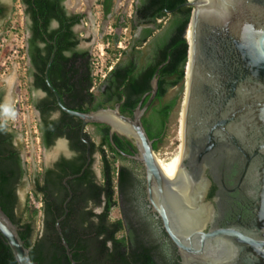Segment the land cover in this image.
Returning a JSON list of instances; mask_svg holds the SVG:
<instances>
[{"label": "trees", "instance_id": "obj_1", "mask_svg": "<svg viewBox=\"0 0 264 264\" xmlns=\"http://www.w3.org/2000/svg\"><path fill=\"white\" fill-rule=\"evenodd\" d=\"M19 1L25 7L24 16L30 33L26 49L31 63L28 73L34 80L33 89L46 94L41 101L32 102L41 117L38 123L41 146L50 149L59 139H66L71 149L79 154L76 159L80 163L68 162L57 169L39 172L35 177L33 198H28L24 213L18 215V189L27 171L22 151L14 144L17 129L2 119L0 104V208L19 228V236L30 250L33 264H72L57 231V222L65 215L64 205L69 197L64 179L81 173L86 164V145L81 136L82 121L59 109L54 94L46 84L45 72L50 58L56 49L49 69L52 86L66 108L82 113L97 111L107 103L124 100L121 113L132 116L144 96L142 106L148 102L152 91L151 81L162 66L158 71V91L152 103H158L153 107V112L156 114L157 130L162 132L177 102L174 99L164 104L163 100L169 90L182 85L186 77L189 43L185 33L191 22L193 7L187 5L188 0H136L131 17L115 15L112 22L115 32L107 35L104 42H110L111 48L107 49V53L112 55L110 61H119L115 62L113 70L101 83L106 91L103 101H98L92 91V56L89 50L79 49L80 39L74 32L85 16L70 15L64 6L65 0ZM98 5L106 19L115 9V0H99ZM159 21L167 22L164 25ZM53 23L58 26L52 28ZM140 28L141 34L138 38L135 35L132 45L142 48L149 46L150 53L144 67L138 70L134 63L128 65L121 59L133 53L142 55L144 49L133 52L118 49V30L135 33ZM55 113H59V116L52 120L50 117ZM108 131V126H101V180L97 181L90 165L83 175L67 183L72 197L67 204L66 217L59 224L62 234L76 264H154L148 245L149 239H152L149 223L141 212L132 208L133 217L124 212L117 219L110 217L115 208L119 209L122 195L135 189L130 170L118 165L123 159L119 150L130 154V150L135 148L114 135L115 148L111 145ZM147 132L150 138L159 135L150 129ZM83 136L91 140L90 134ZM91 146L93 154L96 147L93 143ZM157 149L154 145V150ZM109 152L112 156H109ZM40 214L43 215V230L35 237L34 222ZM0 264H18L1 234Z\"/></svg>", "mask_w": 264, "mask_h": 264}, {"label": "water", "instance_id": "obj_2", "mask_svg": "<svg viewBox=\"0 0 264 264\" xmlns=\"http://www.w3.org/2000/svg\"><path fill=\"white\" fill-rule=\"evenodd\" d=\"M187 5L193 12L184 135L187 139L189 134L204 135L208 143L223 151V156L229 155L230 164L239 160L225 188L228 193L239 191L232 220L203 233L210 211L197 203L199 194L191 196L182 172L188 147L171 170L159 167L142 117L156 97L162 66L152 79L150 99L144 107L142 103L138 106L133 118L122 115L119 108L90 113L66 108L49 80L56 49L47 65L45 81L59 109L82 121V133L88 125L100 123L134 142L138 155L128 157L144 164L148 200L185 264H264V0H188ZM87 156L81 173L65 180L68 189L67 181L83 175L89 166V151ZM71 197L69 189L65 215L57 222V231L71 263L76 264L59 225ZM0 234L18 264H33L19 228L1 208Z\"/></svg>", "mask_w": 264, "mask_h": 264}, {"label": "flooded vegetation", "instance_id": "obj_3", "mask_svg": "<svg viewBox=\"0 0 264 264\" xmlns=\"http://www.w3.org/2000/svg\"><path fill=\"white\" fill-rule=\"evenodd\" d=\"M116 1L117 0H115V6H116ZM15 2H16V0H0V24L9 21L11 14H13L14 10H15ZM98 2H99V0H90L89 4L90 3L91 4L89 6V9L91 11L90 16L94 18L95 23L98 26L97 27L98 38H100V36H102L104 29L108 27L109 23L113 22L115 15H118V13H121L122 10L120 9V10L115 11V9H114L113 13L110 14L106 19H104L103 14H102V8L100 5H98ZM64 6L70 15H75L74 12L70 13L68 11L65 3H64ZM23 8L25 10V7H23ZM96 9H99V11H97ZM132 14H133V12H132ZM132 14H131V16H132ZM82 22H83V20H82ZM82 22H81V24H82ZM159 22H162V21H159ZM166 22L167 21H163L162 23L164 25H166ZM80 25H78V26H80ZM57 26H58L57 23L52 24V28H56ZM118 31H120V30H118ZM141 31H142L141 28L137 31V34H136L137 38L140 36ZM74 32L77 34L78 38L81 39V36L78 34L76 28H74ZM114 32L112 34H114ZM27 34H28V37H27V40H28V38L30 36V33L28 32V30H27ZM185 35H186V33H185ZM91 36H93V33L91 34ZM84 40L85 39L80 40L79 49L89 50L90 54L92 56L93 52H91V49L89 47H85V46L81 45L82 41H84ZM26 49H27V47H26ZM141 49H144V51H143L144 53L142 55H138L136 53H133V55H127V56L122 57L121 61H123L125 64H128V65L134 63L136 65V68H138V70L141 69L142 67H144V65L147 62V56L150 53V47L148 46L146 48H142V47H135L134 45H132V46H130V48L128 50L129 52H133V50H141ZM26 59H27V64L29 62V66H28V70H29V68H31V63H30V60L27 57V55H26ZM189 60H190V57L188 56V61L186 63V66H187ZM186 66H185V70H186ZM187 85H188V82H187ZM185 86H186V77H185V80H184L182 85H178L177 87L170 89L167 96L164 98V100H163L164 104L167 102H171L174 99H176L177 102H176V106L174 107L170 117L168 118V121L165 125V129L162 132H158L159 129L157 127L156 114H154V112H153V107L157 106V104H158V103H155L152 105L155 98L153 99L152 103L150 104L151 108L149 106L150 109L148 108L142 117V124H143L146 132H147V129H150L152 132H154V134H156V135L159 134V135L155 136L154 138H150V136L147 132L150 140L153 142V148H154V145H156L158 147V149L154 150V152H156L160 149L161 144H163V142L167 136V132H168L169 125L171 122V118H172L176 108L178 107V103L180 101L181 89L183 90V93H184L185 92ZM15 88L12 91L16 94ZM105 89L106 88L104 86H102V84H101V86L96 90L95 96H96L98 101H103V93L106 91ZM172 91H179V92H178V94L170 97V92H172ZM186 91H187V88H186ZM13 92L10 91V92H8V95L5 96V93L3 92V90L0 89V104L2 106V108H1L2 115H3V112L5 110H7L12 105V102H15V100H16ZM151 95H152V91H151ZM45 97H46V94H45ZM145 97L146 96H144L142 98L141 103L145 100ZM37 102H39V101H37ZM183 102H184V97H183ZM123 103H124V100L121 102H118V103H107L104 105V108H102V109L119 108V111L121 113V108H122ZM142 107H144V106H142ZM182 110H183V107H182ZM122 115L129 117V118H133L134 113L132 116L125 115V114H122ZM58 116H59V113H55V114H52L50 118L53 120V119L57 118ZM5 121L9 124V121H7V120H5ZM40 121H41V117L39 114V122ZM98 125H99V127H98ZM103 125H105V124L96 123V124H90L87 126V128L85 129V133L90 134V136H91L90 141L87 139H84L83 135L85 133H82V126H81L82 141L86 145V153H85L86 154L85 155L86 164L88 162V156H87L88 151L91 155V162L87 168H89L91 165V169L94 170V172L96 174L97 181L101 180L102 174H101V169H99V172H98L94 168V162H95V155L99 154L100 165H101V154L99 151V149H100L99 147H100L102 140H103V137L100 133V128ZM105 126L109 127V131H108L109 136L108 137L110 139L112 146H114V147L116 146L114 141H113V137H114V135H117L123 141L131 143L135 148V150H130L132 152L130 154H127V153L119 150L120 155L122 156L123 159L119 161L118 165L127 167L130 170L132 176L134 177V182H135L134 183L135 189L130 190L128 193L125 192L121 197V200L119 203V209H118L120 217H122V215H121L122 212H124V214L129 213L130 214L129 217L130 216L133 217L134 213L132 211V208H136L139 213L141 212V215L149 223L148 226L150 229V234H151L152 239L151 240L149 239L150 243L148 245L150 247L149 251L151 253V259H152V262L154 264H185L184 259L181 257V255L179 253V249L177 248L175 243L172 241V239L170 238V236L166 232L161 218L159 217V215L156 212L153 211V208H152V206L148 200V187H147L146 169H145L144 164L141 161H138L135 159H130L128 157V156H137L138 155V150H137L134 142L131 139H129L123 135H120L118 133L113 134L111 127L109 125H105ZM183 136H184L182 138V141L184 139L183 146H184V149L186 148V151H187V147H188V153L186 154V156L184 157V160L182 161V172L184 173L185 176H187L186 178L188 179V183L190 184V187H191V189H190L191 196L194 197L195 193H197V195L199 194V198H198L197 203L201 206H205L210 211V213L208 215V222L209 223H207L205 225V228L203 229V233H207L215 225H222L226 220L230 221L233 218V216L231 215L232 212L234 213L233 204L238 201V199L235 198V196L237 193H239V191H237L236 193L235 192L228 193L225 191V188L227 187L226 182L230 177L229 174L232 172V168L236 169V167L238 166L239 160L236 159L234 164L233 163L230 164L229 155L223 156V154H222L223 151L220 150L219 147H217V148L213 147V144L211 142L208 143V140L204 137V135L198 136L195 134L194 135L189 134V136H188L189 139H187V137H185L184 131H183ZM60 140L61 139H59L58 141H60ZM62 140H64L66 142V152L68 153V155H65V153H66L65 150L61 149L60 153H62V154L59 155L58 157H56V155H58V153L54 154L52 157L53 159L51 160L50 165L47 168H44L43 170L46 171L49 169H52V170L57 169L61 164H67L68 162L69 163H72V162L80 163L76 159V158H78L79 154L75 150L71 149L69 142L66 139H62ZM96 140H98V143L96 142ZM39 141H40V146H41V138L40 137H39ZM57 142H56V144H57ZM91 143H93L96 147V150L93 154H91V148H92ZM14 144H15V142H14ZM56 144H55V146H56ZM15 146H16V144H15ZM55 146H53L52 148H54ZM62 147L63 146H61L60 148H62ZM52 148H50V149H52ZM43 149L45 151L50 150V149H45V148H43ZM208 149H210V150H208ZM110 155L112 156V153L109 152V156ZM54 157H56V158H54ZM22 158H23V154H22ZM23 162H24V158H23ZM85 165H84V167H85ZM69 177H72V176H69ZM69 177H67V178H69ZM25 178H26V176H25ZM25 178H24V180H25ZM67 178L64 179V184H65V180ZM24 180H23V182H24ZM70 180H72V179H69L68 181H70ZM68 181H67V183H68ZM174 189H175L176 193L179 195L176 185L174 186ZM35 190H36V186L34 185V191L33 192H35ZM68 191H69V189H68ZM188 207H190L191 209L194 208L191 205ZM231 207H232V209H231ZM99 211H101V210L99 209ZM111 219H112V217H111ZM136 219H137V217L134 218V220H136Z\"/></svg>", "mask_w": 264, "mask_h": 264}, {"label": "rangeland", "instance_id": "obj_4", "mask_svg": "<svg viewBox=\"0 0 264 264\" xmlns=\"http://www.w3.org/2000/svg\"><path fill=\"white\" fill-rule=\"evenodd\" d=\"M121 1L122 2L121 4H119V6L124 5V7L123 6L121 7L122 12L118 14H120L124 18H129L130 14L133 12L134 3L132 4L131 0H129L128 3L125 0H121ZM135 1L136 0H133V2ZM65 4L67 6L68 11L72 13L74 9H71L70 0H66ZM125 4H127V6H125ZM96 10L99 11V9ZM81 26H83V24L75 27L79 35L80 33L78 27L80 28ZM97 27L98 26L96 25L95 20H93V22L89 24L86 30L87 40L85 39L84 41H82L81 44L82 46L89 47L91 49V52L94 53V55L99 54L100 49L103 47L101 41L102 39L98 38ZM113 30L115 31V29ZM108 32L109 31L105 28L102 33V37L105 34L108 35ZM92 33L93 36H91ZM136 34L137 32L130 33V31H127L125 29L119 31L120 38L125 40V41L123 40L122 43L123 49L129 50L130 46H132L133 44L132 40L135 38ZM0 36H1L0 37V89H2L3 92L5 93V96H7L8 92L10 91L13 92L12 90L16 87L15 90L17 95L13 92L15 98L17 99L18 97L19 98L22 97L24 98L25 101H27L30 104V94L28 88L30 76L28 73L27 59L24 58L25 54L24 51H22L21 49L22 43L19 41L18 45L16 46V42L14 41V39H16L17 36H19L20 38L21 36H25L27 38L28 36L27 27H26V18L24 16V8L20 4L19 0H16L15 2V10L14 13L11 14L9 21L0 24ZM4 39L6 41L2 42V40ZM104 39L103 41H105ZM111 59H112V55L111 53L108 52L107 56L104 58L105 60L104 63L107 64V61L109 62ZM178 92L179 91L170 92V97L178 94ZM183 97H184V93L183 90L181 89L180 101L178 103V107L176 108L171 118L167 136L163 144H161L160 149L155 152L160 156L166 155L165 157L172 158L181 152L182 144H183L182 141L183 133L181 130L180 120L182 116L181 109L183 107ZM6 111L9 113L12 112V106L11 108L9 107ZM4 117L3 119H5ZM7 118L9 119V122H12L9 123V125L15 126V128L17 129V138L15 139L16 146H18L21 149L22 154L23 153L27 154V159L25 156L23 157L27 175L22 186H20V188L18 189L20 205L17 213L18 215H21L24 213L28 198H33L32 196L34 191V185H35L34 181L36 175L39 172H41L44 168H47L50 165L54 154L58 153L56 157L62 154L59 151L61 146H63L62 150H65L66 152V142L61 139L60 141L57 142L54 148L50 149L49 151H45L40 146V142L38 143V141L36 140L37 135L35 134V130L38 129V122L36 121L33 115L32 109L30 110V122L23 121V111L21 109H17V111L14 110V114H12V117H7ZM96 142L98 143V140H96ZM65 155H68V153L66 152ZM94 168L99 172L100 169L99 154L95 155ZM38 206L40 205L38 204ZM111 217L112 219H117L120 217L118 208H115L112 211ZM34 224L36 230L35 232L36 233L35 237H36L37 233L39 235L42 233L43 230L42 214L38 215Z\"/></svg>", "mask_w": 264, "mask_h": 264}, {"label": "built area", "instance_id": "obj_5", "mask_svg": "<svg viewBox=\"0 0 264 264\" xmlns=\"http://www.w3.org/2000/svg\"><path fill=\"white\" fill-rule=\"evenodd\" d=\"M126 1V0H125ZM132 4L134 3L133 0H131ZM119 4H121V1L119 2ZM124 7V5H122ZM122 6L118 7V10L121 9ZM122 12V11H121ZM132 14V13H131ZM130 14V17H131ZM109 32L108 35H111L113 33V27L111 25V23L108 24V27L106 28ZM18 35V34H17ZM107 36V34H105L103 37L101 36L100 39H102V48L100 49L99 54H92V68H93V72H92V76L94 77V88L98 87L108 76V74L113 70L114 66H115V62L118 60L116 59V61H107V64L104 63V58L107 56V49L110 47V42H104L103 39ZM17 36L16 39H14V41L16 42V46L18 45V42L20 41L22 43L21 49L22 51H24L25 54V59H26V47H27V38L25 36H21V38ZM124 39L120 38V42L118 44V49H123L122 47V43H123ZM6 40H2V42H5ZM125 41V40H124ZM20 52V51H19ZM16 108L15 111H17V109H21L23 111V121L25 122H30V110L32 109L31 105L24 100V98L22 97H18L16 99ZM12 123V122H9ZM12 126V125H11ZM15 127V126H12ZM35 134L37 135L36 140L39 141V131L38 129L35 130Z\"/></svg>", "mask_w": 264, "mask_h": 264}, {"label": "crops", "instance_id": "obj_6", "mask_svg": "<svg viewBox=\"0 0 264 264\" xmlns=\"http://www.w3.org/2000/svg\"><path fill=\"white\" fill-rule=\"evenodd\" d=\"M89 1L90 0H70L71 9H74L73 12L75 14H80V15H84L85 16L84 19H83V22H82L83 26H81L80 28L78 27L80 36L83 39H86V34H87L86 30H87L89 24H91L93 22V20H94V18L89 16V15H91V11L89 9V6H90L91 3L89 4ZM120 1L121 0H117L116 1L115 11L118 10ZM128 1L129 0H126L127 3H128ZM125 6H127V4H125ZM28 66H29V62H28ZM33 81H34L33 77L30 76V78H29V87H28L29 88V94H30V104H31V107H32L33 115H34L36 121L39 123V112L35 108H33L34 106H33L32 102L33 101L37 102V101H40V100L44 99L45 98V94L42 91H35L33 89ZM97 89H98V87H97ZM97 89H96V87L95 88L93 87L92 91L95 93ZM16 105H17V103H16V100H15V102H12V105H11L12 106V112L9 113L6 110L3 112L2 118L5 115V117H4L5 119L4 120L9 121V119L7 117H12V114H14V110L16 108ZM25 157L27 159V154L26 153H25Z\"/></svg>", "mask_w": 264, "mask_h": 264}, {"label": "bare ground", "instance_id": "obj_7", "mask_svg": "<svg viewBox=\"0 0 264 264\" xmlns=\"http://www.w3.org/2000/svg\"><path fill=\"white\" fill-rule=\"evenodd\" d=\"M187 41L189 42V44H191L192 45V27L191 26H189V29H188V32H187ZM189 72H190V60H189V62H188V64H187V66H186V86H185V94H184V102H183V110H182V117H181V120H180V123H181V130H182V133H183V131H184V108H185V100H186V88H187V82H188V80H189ZM118 129H120L121 131H124V129H121V128H118ZM184 136H183V134H182V138H183ZM183 142H184V139H183ZM62 148H60V150H61ZM59 150V151H60ZM183 150H184V146H183V144H182V149H181V152L179 153V154H177V155H175L174 157H172V158H169V157H165V156H160V155H158V154H155V158H156V160H157V162H158V164H159V167L161 166V167H165L166 169H168V170H171L175 165H176V163L179 161V160H181V158H182V152H183ZM57 151V150H56Z\"/></svg>", "mask_w": 264, "mask_h": 264}]
</instances>
